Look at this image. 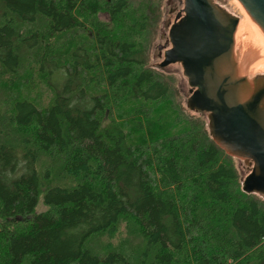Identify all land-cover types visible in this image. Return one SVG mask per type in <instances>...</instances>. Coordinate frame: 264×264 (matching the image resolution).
I'll return each mask as SVG.
<instances>
[{
  "label": "trees",
  "instance_id": "1",
  "mask_svg": "<svg viewBox=\"0 0 264 264\" xmlns=\"http://www.w3.org/2000/svg\"><path fill=\"white\" fill-rule=\"evenodd\" d=\"M145 10L128 0H0V90L22 96L0 114V264H264V200L243 191L203 117L174 111L153 131L171 85L147 67L133 25L116 34L97 17L146 30L156 10ZM113 110L126 112L127 129L104 124ZM121 220L142 239L135 260L90 247Z\"/></svg>",
  "mask_w": 264,
  "mask_h": 264
},
{
  "label": "water",
  "instance_id": "2",
  "mask_svg": "<svg viewBox=\"0 0 264 264\" xmlns=\"http://www.w3.org/2000/svg\"><path fill=\"white\" fill-rule=\"evenodd\" d=\"M264 32V0H238ZM160 67L181 64L190 97L186 111L206 113L210 136L251 168L243 191L264 199V39L213 4L183 0ZM248 80V81H247Z\"/></svg>",
  "mask_w": 264,
  "mask_h": 264
},
{
  "label": "rangeland",
  "instance_id": "3",
  "mask_svg": "<svg viewBox=\"0 0 264 264\" xmlns=\"http://www.w3.org/2000/svg\"><path fill=\"white\" fill-rule=\"evenodd\" d=\"M128 1L130 2V5L132 7V12L136 11L137 14L139 13V10L143 11L145 10V8L146 14L148 6L155 8L156 12L151 16L152 21L154 22H152L149 27L146 28V30L142 29V27L145 26V23L141 24V20H134L132 18H129L127 19V24L124 26L122 24H113L107 13L101 12L97 17L98 20L106 23L108 28L114 30L116 34H127L126 32L130 30L129 27L133 25V33L131 35V38H135L134 41L137 48L145 50L147 55V67L155 72L161 80L168 82L171 85L169 98L161 103L164 108H168V114L164 122L160 123V125H152L153 131L157 132L158 130L165 128L169 124V116L174 113V111H176V113H178L180 117L183 118L196 119L203 117L208 126V118L206 113L202 114L200 112L194 111L188 112L184 108L191 94L188 80L183 74L182 65L177 63L169 65L165 68L160 67L161 62L164 60V52L167 49H170L171 45L169 44L167 47H163L161 53L159 50V46H165V44L169 40L170 28L174 24L176 16H178V14L181 13L184 9L183 0ZM212 2L214 5H216L220 9H223L231 16L238 18L239 22L243 20V16L238 10L235 4V0H212ZM3 17L4 16L2 15V12H0V19L3 20ZM18 26H20L21 29L23 28L22 32L24 33L33 32L36 28L35 27L30 30V26L25 27L20 24H18ZM75 43H78L77 39L75 40ZM21 56L23 64L25 65L32 59V53L28 52L26 49H22ZM43 91L45 92L41 93V98L46 99L48 97L46 91L48 90L45 89ZM14 98H22V96L15 94L6 97L5 94L0 90V114H9V105L11 103V100ZM127 116L126 112L124 111L113 110L112 113H108L106 115L104 124L110 125L114 122H119L125 127V129H127L129 127V119H127ZM145 128L146 135L148 136L150 132L148 131V127L146 125ZM4 138L5 136L0 131V140ZM228 158L238 172L240 184L241 186H243V181L248 176L251 168L242 159L230 155H228ZM41 163H45L47 165L49 162L46 158H42ZM56 168L58 170V166L55 167V169ZM58 178L61 179L60 183L69 186L75 184L76 181H74L69 176H65L64 174L58 176ZM43 209L44 206L42 202H40L39 206L37 207V212H41ZM90 247L94 249V251L100 252L114 249L116 251L123 252L131 260H135L141 253L143 243L138 234L137 228H135L132 223L126 220H121L113 230L92 239L90 242Z\"/></svg>",
  "mask_w": 264,
  "mask_h": 264
},
{
  "label": "bare ground",
  "instance_id": "4",
  "mask_svg": "<svg viewBox=\"0 0 264 264\" xmlns=\"http://www.w3.org/2000/svg\"><path fill=\"white\" fill-rule=\"evenodd\" d=\"M235 4L243 16V20L241 22L249 29L250 33L258 39H264L263 30L255 23V21L247 13V11L244 9L241 3L238 0H235Z\"/></svg>",
  "mask_w": 264,
  "mask_h": 264
},
{
  "label": "flooded vegetation",
  "instance_id": "5",
  "mask_svg": "<svg viewBox=\"0 0 264 264\" xmlns=\"http://www.w3.org/2000/svg\"><path fill=\"white\" fill-rule=\"evenodd\" d=\"M177 17V16H176ZM176 19V18H175ZM174 23H175V21H174ZM162 51H160V53H161ZM258 79H261L262 81H261V83L263 84V82H264V76L261 78V77H258V78H255L254 80L255 81H257ZM248 81V80H247ZM261 106L262 107H264V99H263V101H262V103H261Z\"/></svg>",
  "mask_w": 264,
  "mask_h": 264
}]
</instances>
